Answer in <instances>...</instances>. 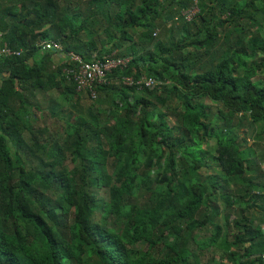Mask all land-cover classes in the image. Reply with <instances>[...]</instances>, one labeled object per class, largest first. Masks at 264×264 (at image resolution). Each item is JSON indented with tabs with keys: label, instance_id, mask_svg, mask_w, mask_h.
Segmentation results:
<instances>
[{
	"label": "trees",
	"instance_id": "obj_1",
	"mask_svg": "<svg viewBox=\"0 0 264 264\" xmlns=\"http://www.w3.org/2000/svg\"><path fill=\"white\" fill-rule=\"evenodd\" d=\"M13 1L0 0V45L21 51L0 56V264H264V0H198L192 21L195 0H89L91 15ZM39 38L131 60L84 108ZM48 85L76 116L66 134L35 126Z\"/></svg>",
	"mask_w": 264,
	"mask_h": 264
},
{
	"label": "rangeland",
	"instance_id": "obj_2",
	"mask_svg": "<svg viewBox=\"0 0 264 264\" xmlns=\"http://www.w3.org/2000/svg\"><path fill=\"white\" fill-rule=\"evenodd\" d=\"M4 1H6V0H4ZM59 1L61 2V4H66V3L63 2V0H59ZM88 1L89 0H81L80 1V4L73 11L78 12V13H81L82 15H84V14L91 15L90 12H88V8L87 7L89 6V7H93L94 8V5L93 6L90 5V2H88ZM122 1H126V0H122ZM21 2H22V0H14L13 1V5L14 6H17V7H20L22 5ZM117 2L118 1L115 0L114 7H116V3ZM179 2H181V1L178 0V1H175L173 3V6L172 7L176 11L179 10L180 8H182ZM14 3H16V4H14ZM197 3H198V0H195V2H191L190 3V6L191 5L192 6L190 8H185L183 11L184 12L185 11H191L193 13L194 17H196V14L200 10L199 7H198V5H197ZM189 9H191V10H189ZM183 11L181 13L182 15H183ZM194 17H193V19H194ZM192 20H189V21H192ZM165 23H169V22H166L165 21ZM165 23H159V27L162 28V31H158V37L165 36L166 38H168L169 36H172V32L174 30H175V32H173V33H176L177 32L176 29H173V30L171 29V26H172L171 23H174V22H171L168 25L167 24L165 25ZM179 27H181V25L178 26V29H179ZM259 34L261 36H264V33L263 32H260ZM141 35H142L141 30H138L137 33H136V39L139 40V38L141 37ZM96 38H97V40L99 42L98 45L100 47H103L104 46L103 45L104 40H106L108 37H107V35L105 33H99V34H97V37ZM47 40H54V39H47ZM42 41H43L42 38L37 39V42H36L37 43V46ZM56 41H58V40H56ZM128 44H131V42L130 41H127V44L126 45H128ZM5 45H7V44H5ZM129 49H131L130 46H125L124 45V48L120 49L119 52L121 54H123V53H126V51L128 52ZM55 53L63 54V52H55ZM87 61H91V60H87ZM259 61H261V60H259ZM263 77H264V71H260L259 75L255 78V80L262 79ZM46 89H47L46 92H37L36 93V96H35V98L41 103V106L39 107L38 110L34 109V111H35L34 114L37 115V118H38L37 119L38 121L35 123V126H36V128H41V127H44V125H48V127H49V134L52 135V136H54L56 134L57 135L58 134L61 135V134H64V133L66 134V132L68 130V127H66V125H65V119H71L72 118V119L75 120L76 119V116H75L74 112L72 110H70V108L67 106V104L62 101V98H61V96H62L61 95V92H63L62 89H58L56 91V90H54V88L51 85H48V87ZM47 91H49V92H47ZM89 102L92 103L93 100L91 102V100H89L87 98V99H85V102L81 103V105L84 108H86V107H88L90 105V104H88ZM207 102L210 105H212V102H210V101H207ZM56 104H59L61 107H59L57 109V105ZM52 109H53V112H55V115H52ZM42 115L44 116L43 118H41ZM217 117L219 118V116H217ZM173 121L175 122L176 119H174ZM241 121H242V119H240V118L235 121V125L237 126V129L238 128H241L240 129V132L242 130L243 136L248 137V138H251V137H249L250 134L245 133V132H247L246 129L249 128L250 129V132H251V135H252L251 140H254V133H253L254 130H253V128L251 126H249V124L247 122H245V124H242ZM223 125H224V123L222 122L221 126H223ZM238 125H243V126H238ZM261 149L262 150L260 151V157L263 158L262 161L264 163V147H261ZM73 165H75V164L72 163L69 160V162H68L69 169H72ZM100 195L103 198H105V199L107 198V194H106V191L105 190L100 191ZM223 224H225V223L223 222ZM137 246H138V248H141L143 250L146 248V245L144 243L139 244ZM215 253H216V251H215ZM211 255H213V254L211 253Z\"/></svg>",
	"mask_w": 264,
	"mask_h": 264
},
{
	"label": "built area",
	"instance_id": "obj_3",
	"mask_svg": "<svg viewBox=\"0 0 264 264\" xmlns=\"http://www.w3.org/2000/svg\"><path fill=\"white\" fill-rule=\"evenodd\" d=\"M191 10V9H189ZM183 16L189 21L194 15L191 11H183ZM180 16L177 17V19ZM38 46L43 51L47 52H62L63 45L56 40H43ZM21 51H14L8 45L0 46V56H20ZM65 64L63 70L68 73V79L74 81L77 91L86 94L90 99L96 100L98 93L96 86L106 83L108 74L116 69H124L130 63L131 57H122L116 55H105L103 57L94 58L91 61L85 60L80 54L70 51L63 53ZM123 81L127 84H132V77H124ZM139 83L144 84L149 88H155L159 81L156 78H145ZM264 229V227H263ZM264 260V254H263Z\"/></svg>",
	"mask_w": 264,
	"mask_h": 264
},
{
	"label": "crops",
	"instance_id": "obj_4",
	"mask_svg": "<svg viewBox=\"0 0 264 264\" xmlns=\"http://www.w3.org/2000/svg\"><path fill=\"white\" fill-rule=\"evenodd\" d=\"M40 56V55H39ZM41 57V56H40ZM51 58H52V63H48L47 64V66H48V68H49V66H53V63H56V64H58V63H62L65 59H64V56L62 55V54H59V53H53V55L51 56ZM260 80H264V77L262 78V79H260ZM86 96V97H85ZM83 102H85V99H87V95L85 94L84 96H83Z\"/></svg>",
	"mask_w": 264,
	"mask_h": 264
},
{
	"label": "clouds",
	"instance_id": "obj_5",
	"mask_svg": "<svg viewBox=\"0 0 264 264\" xmlns=\"http://www.w3.org/2000/svg\"><path fill=\"white\" fill-rule=\"evenodd\" d=\"M252 143V142H251Z\"/></svg>",
	"mask_w": 264,
	"mask_h": 264
}]
</instances>
